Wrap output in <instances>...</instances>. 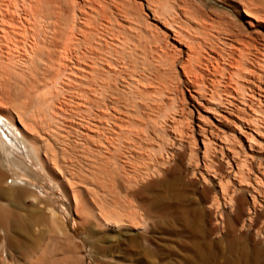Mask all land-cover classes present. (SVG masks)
I'll return each mask as SVG.
<instances>
[{"label":"bare ground","instance_id":"6f19581e","mask_svg":"<svg viewBox=\"0 0 264 264\" xmlns=\"http://www.w3.org/2000/svg\"><path fill=\"white\" fill-rule=\"evenodd\" d=\"M136 1L0 0V264H264V0Z\"/></svg>","mask_w":264,"mask_h":264},{"label":"rangeland","instance_id":"374dc122","mask_svg":"<svg viewBox=\"0 0 264 264\" xmlns=\"http://www.w3.org/2000/svg\"><path fill=\"white\" fill-rule=\"evenodd\" d=\"M128 1H130V2L132 1L131 3L134 5L137 3L136 0H128ZM191 1L197 2L198 6H199V2H201L202 4H205L208 2V0H191ZM200 7H202V6H200ZM131 10H132V8H131ZM69 13L71 14L70 10L68 11V15H69V16L67 15L68 18H70ZM214 14H216V12H214ZM213 22H215L217 24L216 25L214 23L216 26L215 25H213V26H215V27L218 26V28L223 27V23L219 19L214 18ZM213 22H211V23L213 24ZM85 107L88 110L87 106H84L83 108L85 109ZM84 109H83V112H84ZM87 110L85 111V113H83L82 109H80V111L75 116L76 119H85L86 120V117L88 118V116H86V115L87 114L90 115L89 110H88V112H87ZM80 112L83 113L82 116H84V118L80 116L82 114ZM86 112H87V114H86ZM79 116L81 118H79ZM0 138H1V136H0ZM1 151L2 150L0 147V156H2V154H3ZM23 179L30 181V182H35L34 180L27 178V177H24ZM42 192L44 195H48L49 197L51 196V198L54 199L55 201H57V203H61V201H64L66 206L62 207V208H63L64 212H66L64 214L65 215L64 217L67 220L68 226H69L70 230L73 232V236L75 235L74 237L76 239L82 238L84 236L83 235L84 229L79 224V222L77 220H75V218L71 215V210H70L67 202L63 199L61 193L58 190L53 189L50 185H48L46 187L45 183H43ZM52 192H55V194H53ZM201 247H203V248H201V252H202L201 254L204 255L203 258H201L198 254H195L194 249H192V247L189 244L187 245V243H186L183 247H180L177 244L172 242V244L171 243L169 244V249H166L164 251V252H166L165 253V258H166L165 264H241L240 252L234 247H228L223 243L222 244V251L217 253L216 259L212 263H209V261H210L209 256L212 253V251H214V250H212V248H210V246L205 248L202 245ZM87 251H89V248H87ZM87 264H94V263L90 259H87Z\"/></svg>","mask_w":264,"mask_h":264}]
</instances>
